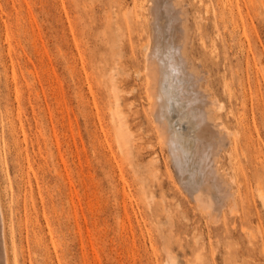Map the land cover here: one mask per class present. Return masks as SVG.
Here are the masks:
<instances>
[{
    "label": "rangeland",
    "instance_id": "1",
    "mask_svg": "<svg viewBox=\"0 0 264 264\" xmlns=\"http://www.w3.org/2000/svg\"><path fill=\"white\" fill-rule=\"evenodd\" d=\"M178 6L187 55L230 134L217 165L234 196L210 211L150 116L148 0H0L10 264H264V0Z\"/></svg>",
    "mask_w": 264,
    "mask_h": 264
},
{
    "label": "bare ground",
    "instance_id": "2",
    "mask_svg": "<svg viewBox=\"0 0 264 264\" xmlns=\"http://www.w3.org/2000/svg\"><path fill=\"white\" fill-rule=\"evenodd\" d=\"M178 1L148 0L151 15L148 14L152 17V22L148 20L152 26V44L147 48L144 56L146 65L144 72H147L145 77L148 79L146 97L148 95L151 103L150 116L159 129L160 141L169 149L183 186L197 201L196 205L199 204L200 209L202 207L210 211L214 210L216 201L232 196L229 195L232 192L229 190V184L224 180L217 165L218 150L224 145V135L227 130L224 134L220 132L221 126L217 122L215 108L218 111L221 104L219 107L217 103V106L212 108L215 106L214 100L211 101L207 91L200 87L201 82L194 70L193 62L191 63L187 55L185 48L187 29L183 26L185 18L182 19ZM123 131L125 132L122 130V133ZM118 133L116 132L115 135L119 136ZM231 134L233 136V133ZM227 135L230 136L228 131ZM124 136L128 138L127 135ZM120 139L117 142L123 145ZM203 212L204 210L201 213L204 214ZM5 229L0 192V264H10Z\"/></svg>",
    "mask_w": 264,
    "mask_h": 264
}]
</instances>
